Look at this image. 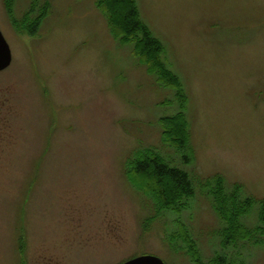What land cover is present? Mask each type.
I'll return each mask as SVG.
<instances>
[{"label": "rangeland", "instance_id": "obj_1", "mask_svg": "<svg viewBox=\"0 0 264 264\" xmlns=\"http://www.w3.org/2000/svg\"><path fill=\"white\" fill-rule=\"evenodd\" d=\"M136 2L186 91L193 158L163 140L159 118L178 109L174 90L114 36L95 0H38L49 8L32 32L17 30L0 0L11 50L0 69V264H114L149 253L193 264L171 237L179 222L203 260L231 254L210 193L217 174L226 190L237 184L240 198H254L245 219L259 224L264 0ZM29 3L14 0L13 14ZM146 146L188 172L194 193L180 211L155 212L125 176ZM239 249L243 264H264V236Z\"/></svg>", "mask_w": 264, "mask_h": 264}, {"label": "trees", "instance_id": "obj_2", "mask_svg": "<svg viewBox=\"0 0 264 264\" xmlns=\"http://www.w3.org/2000/svg\"><path fill=\"white\" fill-rule=\"evenodd\" d=\"M13 2L14 0H4V5L12 25L19 31H24V29L34 31L40 24L42 15L49 8V3L40 9L41 5L38 0H30L29 6L19 17L13 14ZM95 3L104 12L114 36L121 42H132L134 53L146 64L147 70L154 73L162 85L174 90L179 107L175 112L162 115L159 118L161 132L164 141L183 151V158L190 160L194 156V150L190 141L189 122L185 113L187 95L180 77L163 58V42L153 34L148 24L140 17L136 0H95ZM37 4H39L38 9ZM124 174L137 190L151 200L155 212L164 208L180 211L189 204V199L194 193L188 172L170 164L152 146H146L140 150L131 165L124 168ZM215 179L216 182L212 184L210 193L214 210L223 222L219 231L220 243L223 249L232 245L233 252L238 250L240 256L235 259L233 252L229 254L222 251L203 260L195 239L182 222L178 224L180 232L175 229L171 237L180 239V242L176 244L183 249L186 248V253L192 258L193 264H243L242 252L239 248L244 247L248 242L259 241V237L260 241L263 240L264 196L257 199L260 204L257 215L259 224L250 225L247 223L245 215L254 198L249 195L240 198L236 193L239 188L237 184L233 190H226L219 174L215 175L213 180ZM238 244L241 247H238ZM127 258L129 257L125 259Z\"/></svg>", "mask_w": 264, "mask_h": 264}, {"label": "water", "instance_id": "obj_3", "mask_svg": "<svg viewBox=\"0 0 264 264\" xmlns=\"http://www.w3.org/2000/svg\"><path fill=\"white\" fill-rule=\"evenodd\" d=\"M11 61L10 46L0 29V69L5 68ZM117 264H166L160 257L154 254H140L129 257Z\"/></svg>", "mask_w": 264, "mask_h": 264}]
</instances>
